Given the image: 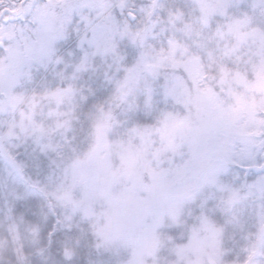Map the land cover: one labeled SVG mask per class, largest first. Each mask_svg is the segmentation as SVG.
<instances>
[{
	"label": "snow or ice",
	"instance_id": "snow-or-ice-1",
	"mask_svg": "<svg viewBox=\"0 0 264 264\" xmlns=\"http://www.w3.org/2000/svg\"><path fill=\"white\" fill-rule=\"evenodd\" d=\"M0 264H264V0H0Z\"/></svg>",
	"mask_w": 264,
	"mask_h": 264
}]
</instances>
